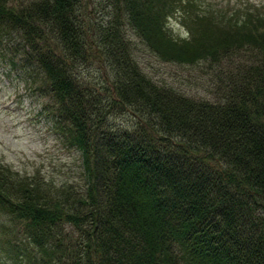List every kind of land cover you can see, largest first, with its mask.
Masks as SVG:
<instances>
[{
    "label": "trees",
    "instance_id": "16d2710c",
    "mask_svg": "<svg viewBox=\"0 0 264 264\" xmlns=\"http://www.w3.org/2000/svg\"><path fill=\"white\" fill-rule=\"evenodd\" d=\"M20 1L0 0V38L19 35L22 56L0 57L38 72L24 81L54 100L84 186L0 163V214L26 238L4 251L28 264H264V8L240 19L199 0H108L94 13ZM121 19L160 60L204 62L218 99L150 77ZM95 55L109 82L83 76Z\"/></svg>",
    "mask_w": 264,
    "mask_h": 264
},
{
    "label": "rangeland",
    "instance_id": "374dc122",
    "mask_svg": "<svg viewBox=\"0 0 264 264\" xmlns=\"http://www.w3.org/2000/svg\"><path fill=\"white\" fill-rule=\"evenodd\" d=\"M107 1L83 0L86 10L92 13L97 6H102ZM199 2L204 8L218 9L219 16L229 17L234 13L240 19L245 12L252 11L255 6L264 8V0H199ZM21 3L20 0H15L16 5ZM112 9V6H108L106 14L101 12L97 14L99 17L105 16V20H108L107 14ZM119 23L131 40V49L138 63L155 81L173 86L195 98L215 101L218 99L214 73L204 62L187 65L160 60L146 47L124 19ZM167 28L173 37L185 36L186 27L175 17L169 18ZM20 44L22 42L17 34L1 37L0 52L5 54L7 59L11 56L19 58L23 53V44L21 48ZM91 48L94 52L95 46ZM0 59H2L0 60V163L23 175L37 177L57 186L73 184L76 188H82L84 181L81 155L69 144L59 121L53 116L56 115L54 100L41 93L38 88L39 82L36 88H32V85L24 81V77L30 75L36 77L38 72L36 74L34 68L25 72L19 67L6 63L3 57ZM107 69L105 62L95 55L89 66L83 69L82 74L92 84L102 80L103 76L109 82ZM8 221L4 214H0V264H28V259L18 262L14 256L4 251L14 243L20 244V238L26 239L21 234L23 230L21 225Z\"/></svg>",
    "mask_w": 264,
    "mask_h": 264
}]
</instances>
